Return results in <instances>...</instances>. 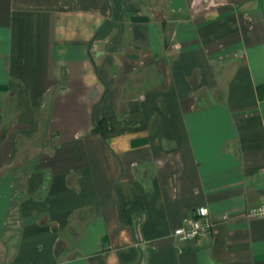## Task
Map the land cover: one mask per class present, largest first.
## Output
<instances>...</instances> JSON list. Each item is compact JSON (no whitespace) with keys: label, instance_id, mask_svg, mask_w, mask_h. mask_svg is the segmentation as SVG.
<instances>
[{"label":"crops","instance_id":"obj_1","mask_svg":"<svg viewBox=\"0 0 264 264\" xmlns=\"http://www.w3.org/2000/svg\"><path fill=\"white\" fill-rule=\"evenodd\" d=\"M261 204L264 0H0V264H264Z\"/></svg>","mask_w":264,"mask_h":264},{"label":"built area","instance_id":"obj_2","mask_svg":"<svg viewBox=\"0 0 264 264\" xmlns=\"http://www.w3.org/2000/svg\"><path fill=\"white\" fill-rule=\"evenodd\" d=\"M208 215L209 210L207 207H199L193 215L187 217L183 224L174 230L175 237L184 241H191L204 235L211 226ZM248 215L251 217H264V204L254 207ZM227 218V215H223V219Z\"/></svg>","mask_w":264,"mask_h":264}]
</instances>
